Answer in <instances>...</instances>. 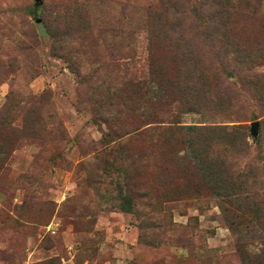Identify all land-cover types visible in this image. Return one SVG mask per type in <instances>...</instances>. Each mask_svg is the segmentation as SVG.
<instances>
[{
    "label": "rangeland",
    "instance_id": "obj_1",
    "mask_svg": "<svg viewBox=\"0 0 264 264\" xmlns=\"http://www.w3.org/2000/svg\"><path fill=\"white\" fill-rule=\"evenodd\" d=\"M0 264H264V0H0Z\"/></svg>",
    "mask_w": 264,
    "mask_h": 264
},
{
    "label": "water",
    "instance_id": "obj_2",
    "mask_svg": "<svg viewBox=\"0 0 264 264\" xmlns=\"http://www.w3.org/2000/svg\"><path fill=\"white\" fill-rule=\"evenodd\" d=\"M258 130H259V124L258 123H254L253 127H252V132L254 136L258 135Z\"/></svg>",
    "mask_w": 264,
    "mask_h": 264
}]
</instances>
